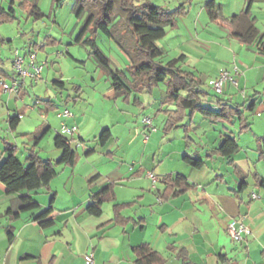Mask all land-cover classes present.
Listing matches in <instances>:
<instances>
[{"label":"crops","instance_id":"1","mask_svg":"<svg viewBox=\"0 0 264 264\" xmlns=\"http://www.w3.org/2000/svg\"><path fill=\"white\" fill-rule=\"evenodd\" d=\"M192 1L187 0V3L190 4ZM210 1H214L218 8L219 17L213 24H217L228 38L232 37L238 43L232 51L233 63L243 73L238 78L243 79L237 83L239 89L229 84L225 94L219 97L233 104L251 101L254 95L258 98L255 112L250 117L251 119L255 116L254 122H251L249 129L257 143L253 165L251 163L242 165L241 161L234 159V155L231 159L224 160H221L223 157L220 156L209 158L208 155L222 143L224 137L221 134L219 138L214 139L213 147L206 150V159H203L206 163L202 169H195L183 160L187 155L201 158L199 153L186 151L182 156L184 166L156 175L158 164L164 160L158 161L155 153L151 165L147 166L143 162L142 152L139 151L134 156L136 166L139 167L132 165L128 167V172L115 164L110 167L109 161L113 159L114 151L104 154L99 147L100 145L106 148L112 141L113 129L108 127L103 130L110 131L104 145L98 142L100 135L93 141V146H90L80 132L79 126L63 123L62 126L77 130L72 137L64 136L70 140L79 159L74 166L64 165L66 168L63 172L66 173V177L62 179L61 184L66 191L64 190L65 194L62 197L59 195V189L54 188L51 182L50 190L45 189L46 193H41L40 190L31 193L41 209L23 213L18 219H14L8 211L15 208L16 199L20 194H9L6 186L0 182V264H86V256L90 251L95 254V264H134L135 255L132 249L144 243L164 255L167 264H183V260L177 257V253L183 250L190 264H264V187H258L253 177L254 173H257L264 180V166H261L263 161L259 160L258 153L259 139L264 136V54L260 52L258 43L246 44L234 36V32L243 31V25L228 21L233 16L244 14L248 10L249 0H206L203 5L206 13V6ZM249 20H254L259 32L257 42L261 41L264 44V0H253ZM170 31L168 30L167 36L170 35ZM207 40L200 42L222 47L213 40ZM180 55L186 56L187 64L189 55L186 52ZM239 62L241 66L238 65ZM184 69L187 70L185 66ZM2 71L0 79L4 81L7 77L13 81L18 79L14 72L4 71L3 67ZM191 72L195 74L194 71ZM219 74L220 72L215 78ZM108 80L109 90H112L116 97L120 96L112 89L109 76ZM27 89L25 83L16 95L12 94L10 97L4 96L0 91V119L6 120L5 124L11 133L9 120L22 116L20 124L25 119V113L17 112L16 106L17 100L26 95ZM248 90L252 93H248ZM108 94L112 96L111 92ZM242 94L244 99L241 102L237 101V96ZM136 103H141V100L137 98ZM163 106L161 107L163 111L173 109L167 105ZM207 106L217 110L212 103H207ZM27 109L32 110L30 107ZM50 110H53L52 105L46 103V108L40 109L41 116L48 114ZM59 117L71 120L74 114L71 118H64L62 114ZM80 125L82 127L83 122ZM143 130L145 135V127ZM59 133L61 130L57 131L56 136ZM20 137L27 141L23 143L26 150L33 146L35 139L40 138V142L43 139L42 136L35 137L28 133H22ZM148 141L144 139L143 143ZM40 142L36 150L39 149ZM55 149L53 153L58 160L62 150L56 146ZM98 155L100 158L95 159ZM110 157L112 159H109ZM3 159L0 160V164ZM149 173L159 177L156 184L149 179ZM177 174L185 176L196 186L195 189L179 197L162 200L159 194V191L164 189L162 178ZM78 177L82 180L79 187L76 186ZM243 183L246 185L241 190ZM109 187L112 188L115 198L109 197L105 201L101 216L90 215L87 208L92 204V196ZM253 194L258 198L254 199ZM48 196L51 198L54 196L52 216L55 224L49 228H42L34 221V216L49 208L51 198L47 200ZM125 204L130 206L120 208L118 214L128 222L116 223L115 207ZM232 221H236L237 225L243 224L250 230V234L240 243L234 242L229 234L228 226ZM9 230L13 231L12 240L8 238ZM170 248H175L176 252L170 251Z\"/></svg>","mask_w":264,"mask_h":264},{"label":"rangeland","instance_id":"2","mask_svg":"<svg viewBox=\"0 0 264 264\" xmlns=\"http://www.w3.org/2000/svg\"><path fill=\"white\" fill-rule=\"evenodd\" d=\"M113 1L115 2L114 18L119 21L120 31L124 34L128 47L136 50L134 40L126 30V14L120 7V0ZM146 1L169 11H174L181 4L186 3L187 12L178 18L177 31L171 29L170 35L159 41L158 45L166 51L167 61L186 52L189 55L185 64L186 69L194 71L196 77L202 81L203 87L213 94L210 80L223 70H233L235 64L232 51L238 43L232 37L228 38L225 31L210 20L203 9L206 0H193L190 4L187 0ZM21 2V0L16 1V18L0 24V57L4 61L2 67L4 71L16 73L13 65L14 52L19 50L22 56L27 57L26 52L29 46H32L37 53L36 63L43 65L44 70L37 81L31 78L26 81L28 86L26 95L17 100L16 111L25 113V119L19 124L16 132L11 133L5 124L6 120L0 119V154L5 148V142L15 144L19 148L17 158L22 164L27 165L29 149L26 150L24 147L25 140H22L20 134L28 133L35 137H43L37 150L42 158L57 160V156L53 153L56 150L54 139L57 131L61 130L62 124L67 123L79 126L80 132L90 146H93V141L104 129L108 127L113 129L112 141L106 148L100 145L99 147L104 154L114 151L113 159L109 158L112 159L109 161L110 167L115 164L124 171H128V167L132 165L136 166L134 156L139 151L142 152L143 162L147 166L151 165L155 153H157L158 161L164 160L159 164L157 161L156 175L177 170L184 164L182 156L186 151L187 153L197 151L202 159H206V150L213 147L214 139L219 138L221 134L224 138L233 136L237 139L241 148L234 155V159L241 161L242 165L253 163L257 143L251 131L240 132L237 121L233 124L213 123L206 120L201 113L196 112L191 118L185 120L184 127L167 133L165 131L167 115L162 110L167 94L166 83L155 87L152 93L134 92L129 97V101L121 95L116 97L115 93L109 90L108 73L98 65L91 54L92 48L87 44L76 42L86 24L88 14H84L80 19L77 17L75 0H64L60 5L55 4L54 0H28L26 7H22ZM0 3L6 10H10L11 0H0ZM33 11L37 13L34 14ZM91 36L92 32H88L84 39L87 40ZM94 38L98 47L112 62V68L124 72L129 79H132L128 69L129 57L117 42L101 31ZM206 39L213 40L222 47H217L213 43L200 42ZM49 40L57 42L51 44ZM34 45H38L37 50ZM40 46H43V49H39ZM205 54L207 57H203ZM240 63H238L239 66H241ZM240 77L235 75L237 83L243 81L238 79ZM60 80L65 85L64 88L54 84L55 81ZM5 81L9 85L13 83V80L8 77ZM230 86L239 89L235 84ZM0 91L4 96H12V94L4 93L1 86ZM108 92L112 93L111 97ZM250 92L248 90V93ZM137 98L141 100V103H136ZM243 99V94L236 98L240 102ZM47 101L55 103L57 109L50 110L48 114L43 112L45 114L41 116L40 109L46 108ZM27 107L32 110H28ZM66 109L74 114L73 119L65 120L59 117ZM145 118L152 120L156 128V132L150 134L147 143H143ZM254 118L255 116L250 119L252 123ZM81 122H83L82 127ZM98 158H100L99 155L95 157V159ZM261 164L264 166V161ZM65 168L64 165H57L58 175L52 181L53 187L59 189L60 197L65 194V187L61 184L62 179L66 177V173L63 172ZM81 181L80 177L76 179L77 187L81 185ZM40 192L46 193V190L41 189ZM50 198L51 196L46 197L47 200Z\"/></svg>","mask_w":264,"mask_h":264},{"label":"trees","instance_id":"3","mask_svg":"<svg viewBox=\"0 0 264 264\" xmlns=\"http://www.w3.org/2000/svg\"><path fill=\"white\" fill-rule=\"evenodd\" d=\"M16 1L11 0L9 11L0 3V24L13 21L16 18ZM21 1L20 5L22 7L28 5V0ZM63 1L54 0L55 4L59 3V5ZM75 1L77 17L80 19L84 14H88L86 24L76 42L87 44L92 48L91 54L98 65L108 73L111 79V87L118 95L125 96V100L128 101L133 92L152 93L155 87L163 83L167 84V94L163 104L173 107V109L165 111L167 115L165 131L167 133L184 127L185 120L191 118L196 112L201 113L205 119L213 123L233 124L237 121L240 132L250 129L252 125L250 117L255 112L258 101L257 95H254L251 101L246 100L243 104H233L230 101L221 99L219 96L207 91L203 87L202 81L193 72L184 69L185 55L167 61L166 51L158 45L159 41L166 38L168 30L178 28V18L184 16L187 12L186 3L181 4L174 11H169L146 0H120V7L126 14V30L130 33L136 47V50H132L128 47L126 38L120 31L119 21L114 18L115 2L113 0ZM252 2L253 0H249L248 10L244 14L233 16L228 21L230 23L239 22L243 25V31L234 32V36L246 44L258 43L260 52L264 54V44L261 41L257 42L260 36L254 25V20H249ZM206 11L211 21L215 22L218 19V8L214 1L207 3ZM32 13L36 14L37 12L33 11ZM99 31L117 42L121 49L126 52L130 60L128 69L131 72L132 79H129L124 72L112 68V62L101 51L94 38ZM88 32H92V36L85 40L84 37ZM56 42L49 40L51 44ZM43 46H40L39 49H43ZM31 48L32 46H29V49ZM34 48L37 50L38 45H34ZM3 64L4 61L0 57V73H3ZM54 84L64 88V84L60 81H55ZM23 86L24 84H21V88ZM47 103L52 105V109H57L53 102L47 101ZM207 103L214 104L217 110L208 107ZM19 122V117L9 120V127L12 132L16 130ZM109 136V130L103 131L99 143L104 145ZM39 142L40 138L35 139L32 148L29 149L26 158L27 165L22 164L17 158L19 148L15 144L5 142L4 152L0 156V160L4 158L0 164V182L6 186L9 194H20L16 199L15 208L8 211V214L14 219H18L23 213L41 209L31 193L41 189L50 190L51 182L58 175L57 165L74 166L79 159V155L72 148L70 140L66 139L61 133L54 139L55 146L62 150V155L57 161L45 160L40 156L36 150ZM239 150L237 139L233 136H226L220 146L212 151L208 157L220 156L231 159ZM258 153L259 160L264 161V136L259 139ZM183 160L195 169H202L206 163L199 157L188 155ZM253 177L258 187H264V180L257 173H254ZM161 183L164 187L162 191H159L162 200L179 197L196 187L180 174L175 176L166 175L162 178ZM244 185L246 183L242 184L241 190ZM109 197L115 198L111 187L92 196V204L88 206L87 212L92 216H101L103 213L102 206ZM53 202L54 196L51 198L49 208L34 216V221L42 228H49L55 224L52 216ZM125 206H130V204L115 207L117 211L116 223L125 224L128 222L127 219L121 218L118 214L120 208ZM8 238L12 240V230H9ZM132 251L135 255L134 264H167V258L147 243L133 247ZM170 251L176 252L175 248H170ZM177 257L183 260V264H190L187 262V255L184 250L177 253Z\"/></svg>","mask_w":264,"mask_h":264},{"label":"built area","instance_id":"4","mask_svg":"<svg viewBox=\"0 0 264 264\" xmlns=\"http://www.w3.org/2000/svg\"><path fill=\"white\" fill-rule=\"evenodd\" d=\"M28 55L27 57L22 56L21 52L19 50H16L14 52V69L15 74L18 76V79L13 81L11 85L7 84L3 79H0V86L2 88V91L6 94H15L19 92V89L21 87V84H25L26 81L31 78L34 80H38L41 76L44 66L38 65L36 63L37 53L31 48L28 49L26 52ZM28 58V59H27ZM235 75L239 76L242 75V72L240 68L235 65L233 67L232 71L229 70H223L220 72L219 76L213 80L210 81V88L217 96H223L225 94L226 88L229 86V84H235L238 85L235 81ZM62 116L64 118H71L73 117V114L70 110L66 109L62 113ZM22 116H20L21 118ZM143 123L145 125V140H149L150 134L156 132V128L153 126L152 120L149 118H145L143 120ZM77 130L76 128H71L68 126L63 125L61 128V134L65 136H74L76 134ZM80 144V143H78ZM149 179L156 184L158 182L157 176H155L153 173L148 174ZM253 198L257 199L258 196L253 194ZM236 221H232L228 226V231L230 236L232 237L233 241L236 243H240L244 240V238L250 234V230L248 227H246L243 224H239ZM86 264H95V254L93 251H90L86 256Z\"/></svg>","mask_w":264,"mask_h":264}]
</instances>
